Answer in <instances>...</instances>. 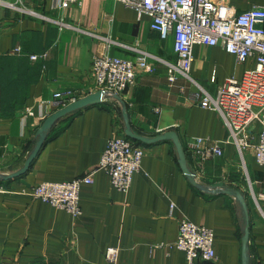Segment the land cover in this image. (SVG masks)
I'll list each match as a JSON object with an SVG mask.
<instances>
[{
    "label": "crops",
    "instance_id": "obj_1",
    "mask_svg": "<svg viewBox=\"0 0 264 264\" xmlns=\"http://www.w3.org/2000/svg\"><path fill=\"white\" fill-rule=\"evenodd\" d=\"M52 1L22 2L51 17L63 15L75 28L61 29L39 14L0 4V174L24 165L37 129L55 111L42 116L41 99L57 90L81 95L98 90L91 61L106 49L110 35L111 53L134 60L146 55L147 65L120 95L132 130L146 136L175 130L202 186L182 170L172 139H133L145 153L129 189L119 190L105 171L96 170L80 188L78 217L28 193L37 182L71 179L97 166L108 138L119 123L123 127L122 103L108 91L101 102L57 119L26 172L0 178L5 188L0 190V264H186L185 252L173 243L183 216L214 229L211 264H244L242 236L249 222L247 264H264V215L249 187L251 181L254 192L264 190V167L253 146L241 156L217 110L195 103V83L183 75L168 79L167 62L177 57L174 33L161 36L148 14L119 0H81L64 8H53ZM230 2L238 11L264 6V0ZM192 54L189 73L212 94L254 63L240 61L221 44H194ZM26 104L35 107L34 114H21ZM193 136L220 141L223 155L202 168L193 166L186 145ZM223 188L244 194L248 220L237 194ZM108 246L119 247L115 261L106 258Z\"/></svg>",
    "mask_w": 264,
    "mask_h": 264
},
{
    "label": "built area",
    "instance_id": "obj_2",
    "mask_svg": "<svg viewBox=\"0 0 264 264\" xmlns=\"http://www.w3.org/2000/svg\"><path fill=\"white\" fill-rule=\"evenodd\" d=\"M11 0H0V4L15 7L28 14L56 23L59 28H75L63 15L51 17L35 9L18 5ZM81 0H53V8H64ZM133 7L138 14L150 16V26L161 36L173 32L176 60L168 61V79L173 82L179 75L190 79L198 86L193 91L195 103L217 110L229 130V138L237 145L241 156L249 146L254 147L257 163L264 167V6L252 5L238 11L230 0H119ZM106 49L93 55L90 72L98 89L123 95L127 87L135 81L139 68L147 65L146 55L137 60L115 55L108 49L111 36H106ZM194 44H221L227 51L236 55L240 61L253 58V65L246 68L240 78H228L212 94L189 71L193 60ZM19 49V48H17ZM36 58V54L31 55ZM215 76H212V80ZM82 96L73 89L57 90L47 99H41V115L63 107ZM160 110V107H155ZM35 107L26 104L22 115H32ZM187 149L192 154L193 166H205L212 158L224 153L220 141L208 136H193L187 139ZM144 147L128 137L119 125L107 140L97 166L89 173L66 180H45L35 183L28 193L36 198L64 209L75 217L82 213L80 188L93 180L96 170L105 171L113 185L122 191L131 186L133 175L142 167ZM202 171L203 169H199ZM198 175V171L195 170ZM250 181V180H249ZM249 187L256 204L264 215V190L254 192ZM4 185L0 183V190ZM174 202L171 204V208ZM214 229L205 224L192 221L186 216L179 220L178 234L174 245L185 252L186 264H211L216 258L214 248ZM118 246H108L105 254L115 261Z\"/></svg>",
    "mask_w": 264,
    "mask_h": 264
},
{
    "label": "water",
    "instance_id": "obj_3",
    "mask_svg": "<svg viewBox=\"0 0 264 264\" xmlns=\"http://www.w3.org/2000/svg\"><path fill=\"white\" fill-rule=\"evenodd\" d=\"M108 91L107 90H102L98 89L93 92H89L85 95H82L78 97L76 100L70 102L69 104L63 106L62 108H59L55 110L54 112L50 113L46 118L43 120L42 124L40 127L37 129L36 132V141L35 145L33 146L32 150L29 152L24 165L20 167L19 169L12 171L8 174L1 175L0 178L3 179H11L14 178L18 175L23 174L24 172L27 171L31 163L33 162L34 158L36 157L37 153L41 149L45 138L47 136L48 131L50 128L53 126L55 121L59 119L60 117L69 114L71 112H74L76 110H79L89 104H94L101 102L102 98L104 95H107ZM111 95L119 98V100L122 103V113H123V131L124 133L134 139V140H140L143 142H154L157 140L161 139H172L173 142L175 143V146L177 148L178 152V160L179 164L182 168V170L185 172L189 180L196 186L201 187L202 184L199 182V180L196 178V173L195 171L191 168V165L188 161L186 150L183 146L182 140L180 139L179 134L175 130H166L160 134H157L155 136H146L143 134L136 133L132 130L130 120H129V114L127 111L126 103L121 99L120 95L117 93H112ZM224 191H233L235 194H237L240 203L242 204L244 210L246 211V218H248V210H247V202L245 200L244 194L239 191V190H233L231 188H223ZM248 239H249V222L246 223L245 229L243 232L242 236V245H243V255H244V264H247V256H246V251L248 247Z\"/></svg>",
    "mask_w": 264,
    "mask_h": 264
},
{
    "label": "rangeland",
    "instance_id": "obj_4",
    "mask_svg": "<svg viewBox=\"0 0 264 264\" xmlns=\"http://www.w3.org/2000/svg\"><path fill=\"white\" fill-rule=\"evenodd\" d=\"M23 1V0H22ZM17 4L18 5H22V2L20 1V0H18L17 1ZM60 108H62V107H60ZM120 124V128H122V125H121V123H119ZM245 174L243 173V176H244ZM245 179V178H244ZM248 180V179H247ZM247 180H244L245 182L247 181ZM248 189V188H247ZM250 193H251V191H250Z\"/></svg>",
    "mask_w": 264,
    "mask_h": 264
},
{
    "label": "bare ground",
    "instance_id": "obj_5",
    "mask_svg": "<svg viewBox=\"0 0 264 264\" xmlns=\"http://www.w3.org/2000/svg\"><path fill=\"white\" fill-rule=\"evenodd\" d=\"M118 94V93H117Z\"/></svg>",
    "mask_w": 264,
    "mask_h": 264
}]
</instances>
